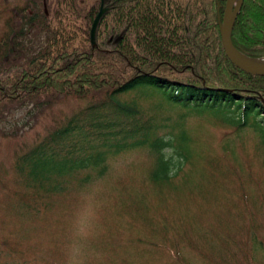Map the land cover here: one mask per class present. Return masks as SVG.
Returning a JSON list of instances; mask_svg holds the SVG:
<instances>
[{"label":"rangeland","instance_id":"374dc122","mask_svg":"<svg viewBox=\"0 0 264 264\" xmlns=\"http://www.w3.org/2000/svg\"><path fill=\"white\" fill-rule=\"evenodd\" d=\"M14 1L0 0V33ZM143 95V131L130 150L118 143L103 175L56 158L43 174L15 179V152L77 100L36 126L27 108L16 112L19 135L0 136V264H264L260 117Z\"/></svg>","mask_w":264,"mask_h":264},{"label":"trees","instance_id":"16d2710c","mask_svg":"<svg viewBox=\"0 0 264 264\" xmlns=\"http://www.w3.org/2000/svg\"><path fill=\"white\" fill-rule=\"evenodd\" d=\"M102 1L15 0L3 17L0 136L19 135L18 110L27 108L36 126L57 105L77 100L15 152V179L43 174L56 158L107 173L108 154L121 152L119 142L134 148L143 131L139 99L148 89L179 104L254 113L264 125V76L236 67L222 43L217 2L222 13L225 0H105L109 10L93 46L90 30ZM231 35L240 52L264 56V0H243ZM161 159L167 170L172 161Z\"/></svg>","mask_w":264,"mask_h":264},{"label":"water","instance_id":"95a60500","mask_svg":"<svg viewBox=\"0 0 264 264\" xmlns=\"http://www.w3.org/2000/svg\"><path fill=\"white\" fill-rule=\"evenodd\" d=\"M243 0H226V6L223 12V15L220 14L219 10L221 8V4L218 2V14H219V25H220V36H222V43L226 52L227 57L234 63L236 67L241 69L242 71H246L252 75L264 76V57L260 58H251L242 54L236 46L233 44L232 39V31L235 26V21L238 17V13L241 10L243 5ZM105 0L102 1V5L100 7V11L93 19L92 27H91V35L90 41L93 46L97 45L96 36H97V28L101 21L103 15L109 10L107 6L104 5ZM246 56L250 61H245L241 56ZM262 61V62H258Z\"/></svg>","mask_w":264,"mask_h":264},{"label":"bare ground","instance_id":"6f19581e","mask_svg":"<svg viewBox=\"0 0 264 264\" xmlns=\"http://www.w3.org/2000/svg\"><path fill=\"white\" fill-rule=\"evenodd\" d=\"M241 57L244 58L245 61H250L246 56H241ZM258 62H262V61H258Z\"/></svg>","mask_w":264,"mask_h":264}]
</instances>
